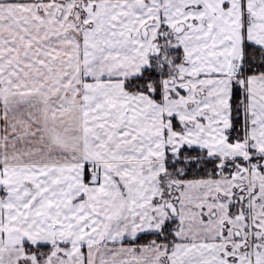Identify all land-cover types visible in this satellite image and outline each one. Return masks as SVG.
Listing matches in <instances>:
<instances>
[{"label":"snow or ice","instance_id":"6c2138e0","mask_svg":"<svg viewBox=\"0 0 264 264\" xmlns=\"http://www.w3.org/2000/svg\"><path fill=\"white\" fill-rule=\"evenodd\" d=\"M0 264H264V0H0Z\"/></svg>","mask_w":264,"mask_h":264}]
</instances>
